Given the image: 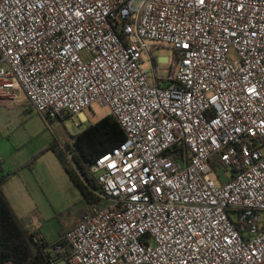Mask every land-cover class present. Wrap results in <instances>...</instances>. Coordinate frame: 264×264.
<instances>
[{
	"label": "built area",
	"instance_id": "1",
	"mask_svg": "<svg viewBox=\"0 0 264 264\" xmlns=\"http://www.w3.org/2000/svg\"><path fill=\"white\" fill-rule=\"evenodd\" d=\"M20 93L76 127L107 107L125 135L90 168L100 206L45 252L264 264V0H0V103Z\"/></svg>",
	"mask_w": 264,
	"mask_h": 264
},
{
	"label": "rangeland",
	"instance_id": "2",
	"mask_svg": "<svg viewBox=\"0 0 264 264\" xmlns=\"http://www.w3.org/2000/svg\"><path fill=\"white\" fill-rule=\"evenodd\" d=\"M153 55L159 75L166 77L170 72L172 52L161 48ZM142 62L144 70L151 71L147 55L142 56ZM1 107L4 106L0 104V158L12 164L22 163L18 171L21 178L33 183L37 178L42 182L25 192V222L37 227L47 245L52 246L78 224L86 210L93 209L94 203H88L50 148L58 147L66 156L70 169L77 171L68 149L72 138L111 112L107 107L94 104L83 112L85 118L75 120L79 124L76 127L72 120L64 123L46 121L36 111L30 112L15 102L9 105L10 108ZM215 170L219 178L228 175L218 167ZM90 177L94 178L91 174ZM93 192L100 198V191ZM56 264L65 263L57 260Z\"/></svg>",
	"mask_w": 264,
	"mask_h": 264
},
{
	"label": "trees",
	"instance_id": "3",
	"mask_svg": "<svg viewBox=\"0 0 264 264\" xmlns=\"http://www.w3.org/2000/svg\"><path fill=\"white\" fill-rule=\"evenodd\" d=\"M124 139V131L109 115L72 138V146L69 148L77 171L70 169L64 154L56 147L50 150L58 154L71 180L88 203L99 207L101 199L93 191H100V185L95 178L90 177V168L98 158L111 152ZM9 177L0 171V264H52L57 263V260L63 261L67 250L45 252L44 249L48 247L45 240L42 244L36 243L35 235L14 213L1 189Z\"/></svg>",
	"mask_w": 264,
	"mask_h": 264
},
{
	"label": "crops",
	"instance_id": "4",
	"mask_svg": "<svg viewBox=\"0 0 264 264\" xmlns=\"http://www.w3.org/2000/svg\"><path fill=\"white\" fill-rule=\"evenodd\" d=\"M160 49L161 48L155 49V51L156 50H160ZM170 52H172V51H170ZM172 57H173V53H172ZM170 61H169V63H170ZM0 99H2V98H0ZM3 101L4 102H2L0 104L3 105L4 107H1V108H6V109L10 108L9 105L15 102L17 104H20L21 108H25V109H27L30 112L31 111H35L32 107H30L27 104L26 97H25V95L23 93L19 94V98L17 100H11V99H6L5 98ZM5 105H7V106H5ZM81 118H85L84 115H81ZM50 151H52V150H50ZM54 153L57 155V158L60 161V159L58 157V154L56 152H54ZM0 160H1V170L3 171L4 174L10 175V177L7 179V181L4 182L2 184V186H1V189H2L5 197L7 198V200L10 203L14 213L16 214L18 219L22 222V224L27 229L35 228V226H33L32 224H29V223L25 222L24 210H25V207H26L25 202L27 200L26 197H25V192L27 191V189H29V187L41 185L42 182L37 181V178L35 179L34 183L30 179L21 178L19 176V174H18L19 173L18 171H20L19 169L23 166L22 163L12 164V163H8V162L4 161L1 158H0ZM60 163H61V161H60ZM61 165H62V163H61ZM17 209H19V210H17ZM18 211H20V212H18ZM87 211L88 210H86L84 212V214L81 215L82 217L80 216L79 222L81 221V219L83 218V216L86 214ZM36 229H37V227H36Z\"/></svg>",
	"mask_w": 264,
	"mask_h": 264
},
{
	"label": "snow or ice",
	"instance_id": "5",
	"mask_svg": "<svg viewBox=\"0 0 264 264\" xmlns=\"http://www.w3.org/2000/svg\"><path fill=\"white\" fill-rule=\"evenodd\" d=\"M204 2V0H201V3H203Z\"/></svg>",
	"mask_w": 264,
	"mask_h": 264
}]
</instances>
